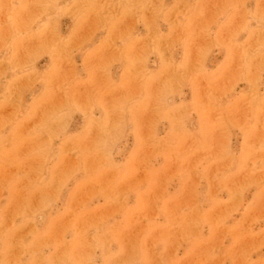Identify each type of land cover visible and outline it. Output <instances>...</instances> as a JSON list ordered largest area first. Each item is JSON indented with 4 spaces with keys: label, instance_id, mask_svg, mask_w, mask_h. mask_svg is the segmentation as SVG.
Wrapping results in <instances>:
<instances>
[{
    "label": "rangeland",
    "instance_id": "rangeland-1",
    "mask_svg": "<svg viewBox=\"0 0 264 264\" xmlns=\"http://www.w3.org/2000/svg\"><path fill=\"white\" fill-rule=\"evenodd\" d=\"M0 264H264V0H0Z\"/></svg>",
    "mask_w": 264,
    "mask_h": 264
}]
</instances>
